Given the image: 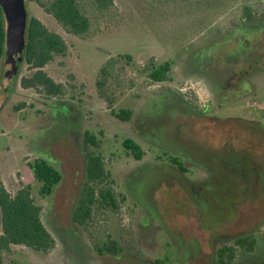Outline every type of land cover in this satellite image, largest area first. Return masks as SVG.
Returning a JSON list of instances; mask_svg holds the SVG:
<instances>
[{"label": "rangeland", "instance_id": "rangeland-1", "mask_svg": "<svg viewBox=\"0 0 264 264\" xmlns=\"http://www.w3.org/2000/svg\"><path fill=\"white\" fill-rule=\"evenodd\" d=\"M37 1L24 0L28 16L68 47L45 67L64 92L23 89L32 71L22 64L9 79L0 61V178L11 193L31 187L55 247L11 246L3 264H264V26L235 20L243 0H114L103 12L79 0L91 21L86 38L43 11L50 0ZM244 1L264 12V0ZM111 59L108 103L97 81ZM150 62H168L170 81L151 82ZM120 110L131 111L128 121L115 117ZM85 132L100 141L111 187L125 200L116 213L95 209L80 227L72 213L85 180ZM125 139L140 146L139 161ZM35 159L61 174L49 197L38 194L28 166ZM246 234L257 239L252 251L217 259ZM108 237L121 253L97 252Z\"/></svg>", "mask_w": 264, "mask_h": 264}, {"label": "trees", "instance_id": "trees-1", "mask_svg": "<svg viewBox=\"0 0 264 264\" xmlns=\"http://www.w3.org/2000/svg\"><path fill=\"white\" fill-rule=\"evenodd\" d=\"M28 1L38 2L37 0ZM93 2L100 12L114 5V0H93ZM241 4L244 5L237 11L236 21L254 30L264 26V12H259L260 10L244 0ZM40 7L67 34L86 38L91 33L90 17L79 0H50L47 4H40ZM67 49L60 35L49 31L38 18L29 17L27 14L20 67L25 64L27 69L32 71V75L21 79V87L34 90L48 98L61 97L64 92L63 86L47 75L45 67L55 57H64ZM6 50V20L0 7V61L6 60ZM113 65L112 59L104 64L97 81L98 91H101L100 94L107 99L108 103H112V100L104 96V87L106 80L112 76ZM146 70L147 77L153 83L170 81L171 66L168 62L162 64L150 62ZM113 114L122 121H128L131 117L129 110H120L117 114ZM83 137L85 180L72 213V221L80 227H86L92 221L95 209L116 213L119 210L118 204L125 200V196L117 194L111 187L114 183L109 172L105 170L103 159L100 156V141L89 132H85ZM122 147L136 161L141 159L142 150L133 140L125 139ZM170 160L179 169H183L179 160L175 158H170ZM28 166L34 180L39 184V196L49 197L61 182L60 172L43 159H35ZM0 225V264H3V253L11 246H24L40 253H48L55 247V240L42 221L41 207L35 203L29 185L20 186L14 193H11L0 178ZM254 244V240L249 237H239L235 240L234 246L220 248L216 255L217 259L220 262L231 263L235 260L236 248L249 252L253 250ZM99 247L98 245L96 250L100 255H117L122 251L120 244L110 237Z\"/></svg>", "mask_w": 264, "mask_h": 264}, {"label": "water", "instance_id": "water-1", "mask_svg": "<svg viewBox=\"0 0 264 264\" xmlns=\"http://www.w3.org/2000/svg\"><path fill=\"white\" fill-rule=\"evenodd\" d=\"M0 7L6 20V62L9 65L6 77L12 79L22 61L27 13L24 0H0Z\"/></svg>", "mask_w": 264, "mask_h": 264}, {"label": "flooded vegetation", "instance_id": "flooded-vegetation-1", "mask_svg": "<svg viewBox=\"0 0 264 264\" xmlns=\"http://www.w3.org/2000/svg\"><path fill=\"white\" fill-rule=\"evenodd\" d=\"M22 62V61H21ZM21 62L19 63V65H18V69H19V67H20V64H21ZM16 77H17V75H16ZM15 78V77H14ZM213 102V101H212ZM211 102V104L213 105V103ZM193 109L195 110V113H198V112H200V110L198 109V107H197V105H193ZM200 113H202V112H200ZM179 170H181V169H179ZM182 170H184V169H182ZM256 230V229H255ZM257 230H264V228H258ZM247 235V234H246ZM242 235V236H240V237H249V238H251V239H253L254 240V243H258V242H256L255 240H257V239H254V236H252V235ZM239 238V237H238ZM255 245V244H254ZM226 247H230V246H226ZM222 248V247H221ZM220 249V248H219Z\"/></svg>", "mask_w": 264, "mask_h": 264}]
</instances>
